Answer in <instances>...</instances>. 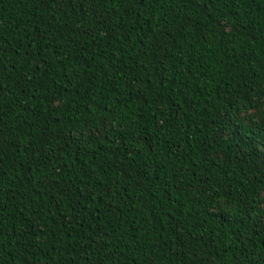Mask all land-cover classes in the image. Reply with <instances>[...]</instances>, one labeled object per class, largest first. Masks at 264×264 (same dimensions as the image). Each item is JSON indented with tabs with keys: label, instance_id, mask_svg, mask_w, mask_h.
<instances>
[{
	"label": "trees",
	"instance_id": "obj_1",
	"mask_svg": "<svg viewBox=\"0 0 264 264\" xmlns=\"http://www.w3.org/2000/svg\"><path fill=\"white\" fill-rule=\"evenodd\" d=\"M0 264H264V0H0Z\"/></svg>",
	"mask_w": 264,
	"mask_h": 264
}]
</instances>
